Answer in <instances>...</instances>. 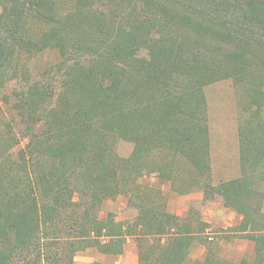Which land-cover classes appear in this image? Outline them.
<instances>
[{
    "label": "trees",
    "instance_id": "16d2710c",
    "mask_svg": "<svg viewBox=\"0 0 264 264\" xmlns=\"http://www.w3.org/2000/svg\"><path fill=\"white\" fill-rule=\"evenodd\" d=\"M44 52L59 61L35 75ZM226 80L240 171L214 183L206 87ZM0 94V264L121 255L129 238L141 264H189L197 241L200 264H264V0H0ZM196 191L241 216L252 256L222 257L208 223L169 211ZM108 192L136 217H103Z\"/></svg>",
    "mask_w": 264,
    "mask_h": 264
},
{
    "label": "rangeland",
    "instance_id": "374dc122",
    "mask_svg": "<svg viewBox=\"0 0 264 264\" xmlns=\"http://www.w3.org/2000/svg\"><path fill=\"white\" fill-rule=\"evenodd\" d=\"M143 52L142 55H145ZM59 61L55 52L38 54L30 61L33 74L38 75L49 69ZM7 94V93H6ZM208 99L209 124L211 130V151L213 181L219 183L222 180L235 178L239 175V143L238 125L242 117L240 109L241 98L238 90L231 81H221L206 87ZM12 99L0 94V106L7 112ZM8 118L10 115L7 113ZM25 140L21 146H24ZM132 145L125 141L117 142V152L121 157H128L132 151ZM168 192L169 185L163 186ZM202 191H196L186 196H170L169 211L175 215L187 219H201L209 224L204 236L210 238L209 244L214 251L222 257L239 262L254 253V243L247 239L236 237L233 230L239 225L241 216L236 212L223 207L222 201L203 199ZM113 214L117 221L134 219L138 209L131 205L125 195H115L108 192L102 206L103 217ZM197 241L189 254V264H200L207 257V246ZM74 264H141L138 260L137 242L129 238L125 250L121 255L106 256L91 247L78 252L74 257Z\"/></svg>",
    "mask_w": 264,
    "mask_h": 264
},
{
    "label": "crops",
    "instance_id": "0c3cea01",
    "mask_svg": "<svg viewBox=\"0 0 264 264\" xmlns=\"http://www.w3.org/2000/svg\"><path fill=\"white\" fill-rule=\"evenodd\" d=\"M208 113H209V111H208ZM211 159H212V151H211ZM212 161V160H211ZM233 179V178H232ZM228 180H230V179H228ZM222 181H226V180H222ZM190 194H192V193H190ZM187 195H189V194H187ZM201 195H203V193H201ZM177 196H186V195H177ZM221 200V198L220 197H216L215 198V200ZM222 201V200H221ZM168 206H169V203H168ZM224 207V206H223ZM225 208V207H224ZM226 209H228V208H226ZM127 244V243H126ZM126 246V245H125ZM124 250H125V248H124ZM98 251V250H97ZM99 252V251H98ZM100 253V252H99ZM101 254V256H103V255H106V256H108L107 254H102V253H100ZM123 254V253H122ZM110 256H113V255H110ZM139 260V259H138Z\"/></svg>",
    "mask_w": 264,
    "mask_h": 264
}]
</instances>
